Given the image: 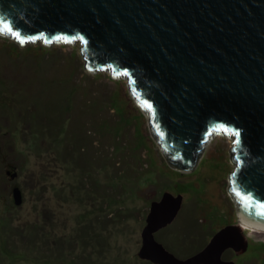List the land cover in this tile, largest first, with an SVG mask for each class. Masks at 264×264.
<instances>
[{"label": "rangeland", "instance_id": "374dc122", "mask_svg": "<svg viewBox=\"0 0 264 264\" xmlns=\"http://www.w3.org/2000/svg\"><path fill=\"white\" fill-rule=\"evenodd\" d=\"M85 64L79 42L0 33V264H152L141 232L164 193L182 203L155 239L180 260L238 226L235 136L217 133L195 172L171 167L127 78ZM240 232L236 263L264 264V234Z\"/></svg>", "mask_w": 264, "mask_h": 264}, {"label": "water", "instance_id": "95a60500", "mask_svg": "<svg viewBox=\"0 0 264 264\" xmlns=\"http://www.w3.org/2000/svg\"><path fill=\"white\" fill-rule=\"evenodd\" d=\"M0 33L20 45L79 42L86 70L125 76L167 163L180 171L195 172L217 133L235 136L229 192L238 226L180 260L154 237L181 208V196L164 193L150 205L140 259L234 264L222 254L246 249L239 222L264 230V0H0ZM12 197L21 204L18 188Z\"/></svg>", "mask_w": 264, "mask_h": 264}, {"label": "flooded vegetation", "instance_id": "af4514ba", "mask_svg": "<svg viewBox=\"0 0 264 264\" xmlns=\"http://www.w3.org/2000/svg\"><path fill=\"white\" fill-rule=\"evenodd\" d=\"M172 223H173V222H172ZM172 223H171V224H172ZM168 226H169V225H168ZM168 226H166V227L163 228V229H160L157 233L163 231V230L166 229ZM157 233H155V235H156ZM155 235H154V237H155ZM249 247H250V246L247 244L245 253L249 250ZM228 254H230L229 256H233V258H230V257L228 256ZM231 254H232V255H231ZM237 258H239L238 255H237V252H235L233 249H227V250H225V251L223 252V254H222V259H223L224 261H232V262H234V264H237V263H236V262H237Z\"/></svg>", "mask_w": 264, "mask_h": 264}, {"label": "bare ground", "instance_id": "6f19581e", "mask_svg": "<svg viewBox=\"0 0 264 264\" xmlns=\"http://www.w3.org/2000/svg\"><path fill=\"white\" fill-rule=\"evenodd\" d=\"M240 226L239 228L240 229H249L250 231H252V233H255V234H264V230H259V229H255V228H251L241 222H239Z\"/></svg>", "mask_w": 264, "mask_h": 264}, {"label": "snow or ice", "instance_id": "6c2138e0", "mask_svg": "<svg viewBox=\"0 0 264 264\" xmlns=\"http://www.w3.org/2000/svg\"><path fill=\"white\" fill-rule=\"evenodd\" d=\"M6 30L9 31L12 35H14L17 39H19V37H20V34L19 33L13 32L10 27H7ZM238 134L239 133H236V135H238ZM238 195H239V193H238ZM247 200L250 202L252 200V197H247ZM260 207L262 209H264V204H261ZM262 214H264V213H262Z\"/></svg>", "mask_w": 264, "mask_h": 264}, {"label": "trees", "instance_id": "16d2710c", "mask_svg": "<svg viewBox=\"0 0 264 264\" xmlns=\"http://www.w3.org/2000/svg\"><path fill=\"white\" fill-rule=\"evenodd\" d=\"M18 120H21L19 117H18ZM160 233V232H159ZM158 234V233H157ZM161 243H162V241H160ZM164 243V242H163ZM164 246L165 247H167L168 248V246L164 243ZM46 262H47V260H46ZM48 263H50V262H48ZM64 264H67V263H64ZM75 264V263H74Z\"/></svg>", "mask_w": 264, "mask_h": 264}]
</instances>
